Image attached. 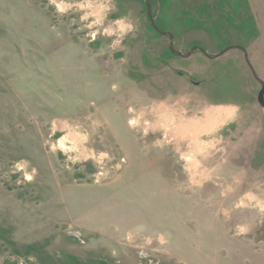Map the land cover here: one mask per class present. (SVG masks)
Wrapping results in <instances>:
<instances>
[{
	"label": "rangeland",
	"instance_id": "1",
	"mask_svg": "<svg viewBox=\"0 0 264 264\" xmlns=\"http://www.w3.org/2000/svg\"><path fill=\"white\" fill-rule=\"evenodd\" d=\"M147 1L224 53L143 0H0V264H264V0Z\"/></svg>",
	"mask_w": 264,
	"mask_h": 264
},
{
	"label": "water",
	"instance_id": "2",
	"mask_svg": "<svg viewBox=\"0 0 264 264\" xmlns=\"http://www.w3.org/2000/svg\"><path fill=\"white\" fill-rule=\"evenodd\" d=\"M144 3H145V7H146V10H145V14H146V17L149 18V23H150V26L160 35H165L168 37V50L172 53V55H174L175 57H181V58H187L189 57L194 51H199L200 53H202L204 56H206L208 59H211V58H218L220 57L224 52H221L219 53L218 55H215L213 57L207 55V53L205 51H203L202 49L200 48H193L191 49L188 53L186 54H182L180 53L179 51H176L173 47V37L172 35L169 33V32H163V31H159L157 30L155 24L153 23V20L151 18V13H150V4L147 0H143ZM230 49H236V50H240L242 51L243 55H244V60H245V63L248 65V67L252 70V67L250 66L249 64V61H248V57H247V54H246V51L244 49H242L241 47H238V46H233L231 47ZM252 76L253 78L257 81V83L260 85V90L257 94V103L259 104V106L264 110V82L262 80H260L256 74L254 73V71L252 70Z\"/></svg>",
	"mask_w": 264,
	"mask_h": 264
},
{
	"label": "flooded vegetation",
	"instance_id": "3",
	"mask_svg": "<svg viewBox=\"0 0 264 264\" xmlns=\"http://www.w3.org/2000/svg\"><path fill=\"white\" fill-rule=\"evenodd\" d=\"M250 69V68H249ZM251 70V69H250ZM256 81V80H255ZM257 82V81H256Z\"/></svg>",
	"mask_w": 264,
	"mask_h": 264
}]
</instances>
